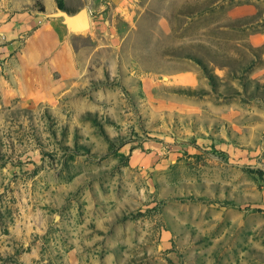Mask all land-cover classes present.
I'll use <instances>...</instances> for the list:
<instances>
[{"label":"rangeland","instance_id":"obj_1","mask_svg":"<svg viewBox=\"0 0 264 264\" xmlns=\"http://www.w3.org/2000/svg\"><path fill=\"white\" fill-rule=\"evenodd\" d=\"M62 1L0 0V264H264V0Z\"/></svg>","mask_w":264,"mask_h":264},{"label":"water","instance_id":"obj_2","mask_svg":"<svg viewBox=\"0 0 264 264\" xmlns=\"http://www.w3.org/2000/svg\"><path fill=\"white\" fill-rule=\"evenodd\" d=\"M60 14L64 17V21L72 31H77L88 27V15L85 10H82L74 16H68L65 12H60Z\"/></svg>","mask_w":264,"mask_h":264},{"label":"trees","instance_id":"obj_3","mask_svg":"<svg viewBox=\"0 0 264 264\" xmlns=\"http://www.w3.org/2000/svg\"><path fill=\"white\" fill-rule=\"evenodd\" d=\"M55 2H56V6H57L58 10H60V11H65L66 10L64 5H63V1L62 0H55Z\"/></svg>","mask_w":264,"mask_h":264}]
</instances>
